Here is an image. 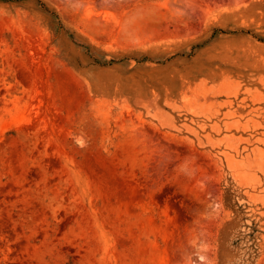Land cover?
Here are the masks:
<instances>
[{
	"label": "rangeland",
	"instance_id": "1",
	"mask_svg": "<svg viewBox=\"0 0 264 264\" xmlns=\"http://www.w3.org/2000/svg\"><path fill=\"white\" fill-rule=\"evenodd\" d=\"M0 264H264V0H0Z\"/></svg>",
	"mask_w": 264,
	"mask_h": 264
}]
</instances>
